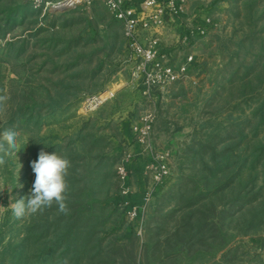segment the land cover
Here are the masks:
<instances>
[{
    "label": "rangeland",
    "instance_id": "374dc122",
    "mask_svg": "<svg viewBox=\"0 0 264 264\" xmlns=\"http://www.w3.org/2000/svg\"><path fill=\"white\" fill-rule=\"evenodd\" d=\"M186 13L210 19L176 48L175 64L193 54L188 78L143 94L101 0H0V133L20 149L0 153V264H264V0H189ZM41 150L70 161L67 212L18 219L10 197L29 194Z\"/></svg>",
    "mask_w": 264,
    "mask_h": 264
},
{
    "label": "built area",
    "instance_id": "2783aa9c",
    "mask_svg": "<svg viewBox=\"0 0 264 264\" xmlns=\"http://www.w3.org/2000/svg\"><path fill=\"white\" fill-rule=\"evenodd\" d=\"M35 8L65 9L94 0H27ZM113 18L123 29L125 48L128 53L129 83L137 85L143 94L154 91L166 92L180 80H186L194 64L193 54L187 53L183 60L175 64L178 43L163 44L162 35L177 20L181 22L182 36L180 44L190 47L191 39H202L207 34L210 19L197 17L186 18L189 0H101ZM194 82V81H193ZM101 94L86 97L83 103L85 110H93L105 102ZM152 117L148 115L141 127L142 141L149 137ZM163 158V157H162ZM152 166V165H151ZM153 167V166H152ZM154 178L160 179L167 173L165 161L160 160L154 167ZM123 181V192L127 193V173L119 168ZM139 208L130 203L129 214L137 216Z\"/></svg>",
    "mask_w": 264,
    "mask_h": 264
},
{
    "label": "clouds",
    "instance_id": "9594fccd",
    "mask_svg": "<svg viewBox=\"0 0 264 264\" xmlns=\"http://www.w3.org/2000/svg\"><path fill=\"white\" fill-rule=\"evenodd\" d=\"M3 99V97H0V101ZM18 135L19 133L12 129H6L0 133V153L16 155V152L20 150L17 144ZM27 143L28 141H25V144ZM5 145H7V148ZM4 163L3 156H0V165ZM70 166L69 159L60 155L57 151L48 153L41 150L38 159L31 162L35 180L29 194L17 200L10 197V209L13 215L18 219L24 218L42 212L44 209L52 207L53 204L58 206L60 212L66 213L67 205L65 201L68 190L66 177ZM20 167L18 164V167L15 168L16 177ZM10 188H8L9 191ZM4 191L3 183L0 182V193ZM4 210V207L0 205V214Z\"/></svg>",
    "mask_w": 264,
    "mask_h": 264
},
{
    "label": "crops",
    "instance_id": "0c3cea01",
    "mask_svg": "<svg viewBox=\"0 0 264 264\" xmlns=\"http://www.w3.org/2000/svg\"><path fill=\"white\" fill-rule=\"evenodd\" d=\"M187 14V13H186ZM186 18H191L188 15H185ZM181 22L177 20L175 23L171 25L170 28L166 29V31L162 35L163 44H171V43H179L182 36ZM125 84H128V81H125Z\"/></svg>",
    "mask_w": 264,
    "mask_h": 264
},
{
    "label": "trees",
    "instance_id": "16d2710c",
    "mask_svg": "<svg viewBox=\"0 0 264 264\" xmlns=\"http://www.w3.org/2000/svg\"><path fill=\"white\" fill-rule=\"evenodd\" d=\"M67 240V239H66ZM71 249V247H70V245L68 244L67 245V249L66 250H70ZM75 258H76V261H80V257H79V254L78 255H76L75 256Z\"/></svg>",
    "mask_w": 264,
    "mask_h": 264
},
{
    "label": "bare ground",
    "instance_id": "6f19581e",
    "mask_svg": "<svg viewBox=\"0 0 264 264\" xmlns=\"http://www.w3.org/2000/svg\"><path fill=\"white\" fill-rule=\"evenodd\" d=\"M103 95H104V93H103V94H101V95H100V97L102 98V97H103Z\"/></svg>",
    "mask_w": 264,
    "mask_h": 264
}]
</instances>
